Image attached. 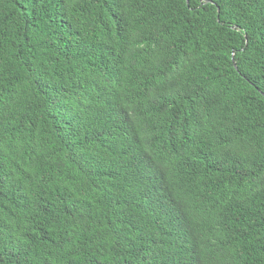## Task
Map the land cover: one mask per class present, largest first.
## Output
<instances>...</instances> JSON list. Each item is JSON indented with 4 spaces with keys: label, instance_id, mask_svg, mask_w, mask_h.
I'll return each mask as SVG.
<instances>
[{
    "label": "trees",
    "instance_id": "1",
    "mask_svg": "<svg viewBox=\"0 0 264 264\" xmlns=\"http://www.w3.org/2000/svg\"><path fill=\"white\" fill-rule=\"evenodd\" d=\"M0 264H264V0H0Z\"/></svg>",
    "mask_w": 264,
    "mask_h": 264
}]
</instances>
